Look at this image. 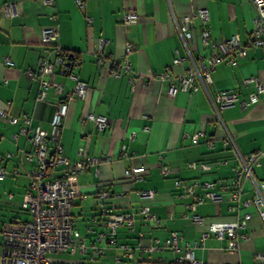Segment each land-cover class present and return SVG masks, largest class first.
Listing matches in <instances>:
<instances>
[{
    "label": "crops",
    "instance_id": "crops-1",
    "mask_svg": "<svg viewBox=\"0 0 264 264\" xmlns=\"http://www.w3.org/2000/svg\"><path fill=\"white\" fill-rule=\"evenodd\" d=\"M4 3L16 5L19 12L8 18L0 10V108L18 118L29 116L32 127L49 129L55 99L64 96L73 84L68 77L54 75L50 78L63 84L62 92L56 95L49 89L45 102L36 101L39 61L44 55L41 29L52 23L49 15L56 12L59 43L80 60L74 71L88 85L86 98L75 99L68 107L61 131L63 153L71 161L90 156L100 159L97 164H87L84 172L73 178L78 193L71 207L73 226L84 238L87 250L82 253L76 248L74 253L68 250L47 253L46 264L113 263L115 245L107 239H96L105 224L101 211L132 212L142 205L149 206L150 213L161 223L155 226L153 221L144 224L137 219L133 230L119 227L115 238L118 243L130 246L133 257H125L117 264H179L173 261L175 254L169 249L161 250V260L154 262L153 254L148 256L139 249V242L148 243L150 238L162 242L170 231H178L190 244L197 241L199 227L182 215L184 203L189 199L177 197L180 188L174 186V180L220 178L228 182L235 162L231 150L223 144V130L214 121L205 89L201 87L194 93L177 91L170 97L167 93L169 81L158 77L171 64L175 50L178 54L185 53L172 15L179 17L205 6L207 26L213 39H227L236 34L244 42L256 16L250 1L83 0L84 11L79 10L75 0H55L54 6L45 5L42 0H0V6ZM128 9L137 12L138 21L124 25L121 18ZM85 16L92 18L90 23ZM201 26L196 19L194 35L189 41L195 57L207 52L199 47L197 40ZM99 37L108 40L101 63L94 55ZM127 43L135 46L130 54L134 89L125 76L110 74L111 62L123 57ZM6 57L11 64L4 61ZM186 65L187 62L174 65L172 73H180ZM250 76L264 82V48L248 47L247 57L239 59L236 65L224 61L217 63L207 84L212 97L225 90L238 93L239 101L219 108V113L243 153L264 145V94L256 103L244 108L240 105L254 89L252 85L241 84ZM89 112L108 118L103 131H98L90 120L81 121ZM130 132L134 133L133 138ZM30 135V132H20V121L10 124L0 117V166L5 171L0 179V227L16 226L28 218L20 203L29 185L25 170L33 163V159L26 157L32 152ZM208 140L212 141V147L207 145ZM192 161L208 162L212 167L208 171L192 169L188 166ZM138 165L146 168L141 179L131 181L124 176L125 168ZM160 165L171 171L163 176ZM253 173L264 181V166L253 168ZM102 188L111 193L103 201L96 197V192ZM146 190L154 194L151 197L139 194ZM215 190L220 191L219 188ZM195 191L200 194L203 190L197 188ZM220 193L224 197L221 202L207 200L197 205L196 212L207 221L234 218V213L228 210L226 192ZM253 193L246 179L242 198L251 197ZM241 209L252 215L247 226L240 230L246 238L240 239L239 252L228 253L225 240L210 234L201 246L194 248V255L202 264H257L255 253H264V220L252 206ZM139 231L147 237L139 240ZM93 245L103 246L105 251L91 259ZM141 253L147 256L145 263L138 260Z\"/></svg>",
    "mask_w": 264,
    "mask_h": 264
},
{
    "label": "built area",
    "instance_id": "built-area-1",
    "mask_svg": "<svg viewBox=\"0 0 264 264\" xmlns=\"http://www.w3.org/2000/svg\"><path fill=\"white\" fill-rule=\"evenodd\" d=\"M249 1L255 9L256 16L253 28L244 42L236 34L227 39H213L207 26L208 10L205 6L198 7L195 11L179 17L172 15L176 31L185 47V53L178 54L175 50L171 64L165 67L158 77L169 81L167 93L170 97H173L177 91L194 93L201 87L205 89L213 108L214 121L223 130V144L231 150L235 164L232 167L233 174L228 182L220 178L204 181L198 179L191 181L174 180V186L180 188L177 197L189 199L184 203L182 215L189 217L192 223L199 227L200 236L197 241L190 244L183 239V235L178 231H170L162 242L158 238L150 237L148 243L139 242V249L146 252L148 256L153 254L154 261L161 260L159 255L161 250L169 249L175 254L173 261L176 263L202 264L195 257L194 248L201 246L210 234L225 240V248L228 253H238L240 239L246 238L240 230L247 226L252 215L249 211L241 212V208L252 206L254 212L264 220V181L257 179L253 173V168L264 166V145L246 153L241 152L219 113V108L233 105L239 101L238 93L233 90H225L217 92L212 97L207 91V84L211 81V72L217 63L224 61L230 65H236L239 59L247 57L248 47L264 48V0ZM42 2L49 6L55 5V0H42ZM75 2L79 10L84 11L83 0H75ZM0 10L8 18L17 15L19 12L17 6L12 3H4L0 6ZM49 17L52 23L42 27L40 34V43L44 55L40 57L39 61V91L36 101L45 102L49 89L56 95L62 92L63 84L50 78L54 75L68 77L73 84L64 96L55 99V110L49 121L48 130L40 126L32 127L31 118L27 115L18 118L0 108L2 119L10 124H16L20 121V132L23 134L31 133L32 152L26 157L33 159L32 165L25 170L29 185L20 203L21 208L28 214V218L19 221L16 226L0 227V264H46L47 253L65 250L74 253L76 248L82 253L87 250L84 238L73 226L71 207L78 194L73 178L82 174L87 164H97L100 159L90 156L86 159L71 161L63 153L61 131L70 103L75 99L84 100L88 85L74 71L80 60L71 57L59 43L60 32L56 12H52ZM85 19L87 23L92 20L89 16H85ZM196 19H199L202 25L197 34L199 47L203 51L207 50L197 57L192 54L189 45V41L194 35L193 29ZM136 21H138V14L135 10L124 11L121 18L124 25ZM107 42L105 37L97 39L94 55L98 63L104 60V47ZM134 50L135 46L127 43L123 57L120 60L112 61L110 64V74L115 77L125 76L131 82L132 89H134V83L131 74L130 54ZM4 61L11 64L9 57H6ZM184 62H187V65L182 68L180 73H172L174 65H182ZM28 74L31 75L32 73L28 71ZM241 84L244 86L252 85L254 88L248 94L247 100L240 101L243 108L246 105L256 103L260 95L264 94V82L256 76L244 78ZM84 120L92 121L98 131H103L108 125V118L105 115L91 112L81 118L82 122ZM129 136L133 138L134 133L130 132ZM207 145L212 147V141L208 140ZM217 163L219 164L221 161ZM188 166L202 171H208L212 167L210 163L203 161H192L188 163ZM145 169L144 165L125 168L124 176L131 181H136L142 178ZM170 171L169 167L160 165V173L163 176ZM4 175L5 171L0 166V179ZM246 179L250 181L254 193L251 197L242 198ZM197 188H202V193H196ZM216 188L226 192V199L229 202L228 210L234 213V218L225 221H207L205 217L196 212L197 205L204 201L219 203L224 199L222 193L215 190ZM139 194L151 197L154 191H139ZM110 196V191L105 188L96 192V197L101 201ZM101 213L105 217V224L104 228L98 232L96 239H107L115 245L114 264L121 262L125 257H133V250L130 246L118 243L115 238L119 227L124 226L133 230V225L137 219L144 224H151L153 221L155 226H159L161 223L160 219L155 218L150 213V208L147 205H142L137 211L132 212L103 209ZM137 235L139 240L147 237L143 231H139ZM104 251L103 246L93 245L90 258L94 259L95 256L103 254ZM146 257L141 253L138 260L144 261ZM255 258L257 264H264V253H255Z\"/></svg>",
    "mask_w": 264,
    "mask_h": 264
},
{
    "label": "trees",
    "instance_id": "trees-1",
    "mask_svg": "<svg viewBox=\"0 0 264 264\" xmlns=\"http://www.w3.org/2000/svg\"><path fill=\"white\" fill-rule=\"evenodd\" d=\"M71 57H73V55L72 54H69ZM146 261H142V262H140V263H145ZM155 262V261H154ZM156 262H159V261H156ZM179 264H186V263H179Z\"/></svg>",
    "mask_w": 264,
    "mask_h": 264
},
{
    "label": "rangeland",
    "instance_id": "rangeland-1",
    "mask_svg": "<svg viewBox=\"0 0 264 264\" xmlns=\"http://www.w3.org/2000/svg\"><path fill=\"white\" fill-rule=\"evenodd\" d=\"M111 264H113V263H111Z\"/></svg>",
    "mask_w": 264,
    "mask_h": 264
}]
</instances>
